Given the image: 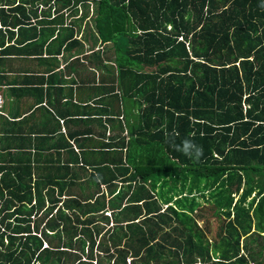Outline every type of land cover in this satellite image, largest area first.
Here are the masks:
<instances>
[{"label": "trees", "instance_id": "trees-1", "mask_svg": "<svg viewBox=\"0 0 264 264\" xmlns=\"http://www.w3.org/2000/svg\"><path fill=\"white\" fill-rule=\"evenodd\" d=\"M261 5L0 0L1 53L15 32L27 37L33 19L58 25L50 29L54 36L64 26L63 11H93L99 38L116 49L119 80L138 77L113 97L124 104L129 139L117 144L122 157L114 172L97 167L98 188L109 186V201L101 191L86 200L58 195L54 186L63 178L34 175L31 164L0 176V264H264ZM40 6L47 7L42 16ZM136 41L140 53L129 51ZM186 137L202 146L198 160L176 150ZM208 211L221 222L212 239Z\"/></svg>", "mask_w": 264, "mask_h": 264}, {"label": "crops", "instance_id": "crops-1", "mask_svg": "<svg viewBox=\"0 0 264 264\" xmlns=\"http://www.w3.org/2000/svg\"><path fill=\"white\" fill-rule=\"evenodd\" d=\"M51 12L53 20L57 13ZM85 12L61 13L65 18L61 28L74 32L64 43L54 40L60 27L53 36L54 25L33 19L25 39H17L15 32L4 53L0 49V167L8 168L0 169V176L31 164L34 175L64 179L54 186L58 195L101 191L109 201V186L98 188L97 167L115 169L113 163L121 156L117 144L129 139L124 104L113 97L122 96L138 77L130 75V83L119 80L116 49L101 41L90 18L93 12L84 16ZM35 32L38 39H31Z\"/></svg>", "mask_w": 264, "mask_h": 264}, {"label": "rangeland", "instance_id": "rangeland-1", "mask_svg": "<svg viewBox=\"0 0 264 264\" xmlns=\"http://www.w3.org/2000/svg\"><path fill=\"white\" fill-rule=\"evenodd\" d=\"M91 4V9H92V7L94 6L93 5V3H90ZM47 7H44V6H40L39 7V11H43V10H45ZM69 11H73V10H69ZM75 11H77V10H75ZM79 11H81V10H79ZM91 12H93V11H90L89 12V14H88V16H90V14H91ZM76 13V12H75ZM74 15L75 14H73L72 15V17H74ZM92 17H90L91 19H93L94 17H96V13H94L93 12V14L91 15ZM64 22H65V18L63 17V19H62V21H61V24H64ZM55 26H58V25H55ZM171 28H172V26H168V30H171ZM137 29V28H136ZM137 31H139V30H137ZM60 34H61V36H63V35H66V34H68L69 32L67 31V29H60ZM89 33V31H86V34H84V38H85V35H87ZM57 34H58V32H57ZM134 34H135V38H138L139 36L138 35H141V32H134ZM138 34V35H137ZM78 37H80V36H78ZM140 46V43L138 42V41H136L135 42V44H131V47L132 48H134V49H137L138 47ZM116 63H117V59H116ZM137 65H139L140 66V69H144V68H146L147 69V66L145 65V64H140V63H137ZM148 70V69H147ZM111 104H113L114 106H116V104H114V103H111ZM117 107V106H116ZM119 109V108H118ZM117 109V110H118ZM116 123L117 124H119V121H116ZM121 155V157H122V154H120ZM118 170H122V169H117V171ZM112 171L114 172L115 171V169H112ZM103 174H106V173H104L103 172ZM91 182V181H90ZM86 183V184H93V183ZM81 192V191H80ZM206 194H209V192H205ZM75 195L78 197V198H81L82 200H86L87 199V196H88V192H85V197H82V194H80V193H78V192H75ZM207 199V198H206ZM211 201H212V199H211ZM206 203H207V200H206ZM208 204V203H207ZM209 204H211V203H209ZM167 206H164V208H166ZM206 214L208 215V219L210 220V222H211V225H212V227H211V234H209V238H211L212 239V237L214 238L215 236H216V234H217V231H218V229H219V224L218 223H221V222H219V220H218V217H216L215 216V218H214V216H212V213L210 212V211H208V212H206ZM106 215H108V213H106ZM222 220V219H221ZM223 221V220H222ZM40 222V221H39ZM205 222V220H202V221H200L199 220V224H203ZM252 246H256V243H254ZM255 249H256V247H255Z\"/></svg>", "mask_w": 264, "mask_h": 264}, {"label": "clouds", "instance_id": "clouds-1", "mask_svg": "<svg viewBox=\"0 0 264 264\" xmlns=\"http://www.w3.org/2000/svg\"><path fill=\"white\" fill-rule=\"evenodd\" d=\"M261 6L264 7V5ZM175 148L192 159L198 160L203 155L202 146L196 144L191 138H184L179 145H175Z\"/></svg>", "mask_w": 264, "mask_h": 264}, {"label": "built area", "instance_id": "built-area-1", "mask_svg": "<svg viewBox=\"0 0 264 264\" xmlns=\"http://www.w3.org/2000/svg\"><path fill=\"white\" fill-rule=\"evenodd\" d=\"M35 203V202H34ZM109 214V213H108Z\"/></svg>", "mask_w": 264, "mask_h": 264}]
</instances>
